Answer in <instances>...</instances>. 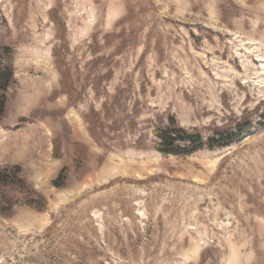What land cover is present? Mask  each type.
Wrapping results in <instances>:
<instances>
[{"label":"rangeland","instance_id":"rangeland-1","mask_svg":"<svg viewBox=\"0 0 264 264\" xmlns=\"http://www.w3.org/2000/svg\"><path fill=\"white\" fill-rule=\"evenodd\" d=\"M0 45V264H264V0H0Z\"/></svg>","mask_w":264,"mask_h":264},{"label":"trees","instance_id":"trees-1","mask_svg":"<svg viewBox=\"0 0 264 264\" xmlns=\"http://www.w3.org/2000/svg\"><path fill=\"white\" fill-rule=\"evenodd\" d=\"M63 39V37H61ZM64 41V40H63ZM14 50L7 45H0V121L7 112V92L15 80V68L12 63ZM252 129L250 122L243 120L233 125H225L205 137L197 129H186L178 125L174 117H170L168 125L159 127L155 131L157 138L156 150L164 155H189L203 148H223L231 145L243 133ZM13 172L18 176L20 167L6 168L3 175ZM68 178V169L63 167L58 177L53 181L57 187L65 184ZM21 182L23 179L19 178ZM40 199V202H44Z\"/></svg>","mask_w":264,"mask_h":264}]
</instances>
